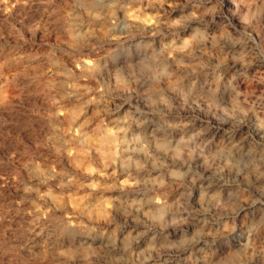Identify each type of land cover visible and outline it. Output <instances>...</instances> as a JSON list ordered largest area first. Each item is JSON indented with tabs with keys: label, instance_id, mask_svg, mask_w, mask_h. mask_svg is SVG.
<instances>
[{
	"label": "clouds",
	"instance_id": "clouds-1",
	"mask_svg": "<svg viewBox=\"0 0 264 264\" xmlns=\"http://www.w3.org/2000/svg\"><path fill=\"white\" fill-rule=\"evenodd\" d=\"M70 7L17 45L56 34L69 94L94 106L81 143L106 145L101 165L130 178L96 264H264V0ZM143 7L155 17L136 23Z\"/></svg>",
	"mask_w": 264,
	"mask_h": 264
},
{
	"label": "rangeland",
	"instance_id": "rangeland-1",
	"mask_svg": "<svg viewBox=\"0 0 264 264\" xmlns=\"http://www.w3.org/2000/svg\"><path fill=\"white\" fill-rule=\"evenodd\" d=\"M88 2L0 0V264H96L90 249L99 244L100 233L123 223L116 197L127 194L117 184L131 181L101 165L107 146L81 143L80 126L94 127V106L84 107L69 94L75 90L63 75L64 64L73 67L66 47L54 50L56 34L45 40L42 31L33 42L17 45L21 35L31 37L36 21L55 19L49 17L53 9L63 15ZM155 12L143 7L135 22ZM92 27L103 35L102 22ZM90 50L83 49L86 60H93Z\"/></svg>",
	"mask_w": 264,
	"mask_h": 264
},
{
	"label": "bare ground",
	"instance_id": "bare-ground-1",
	"mask_svg": "<svg viewBox=\"0 0 264 264\" xmlns=\"http://www.w3.org/2000/svg\"><path fill=\"white\" fill-rule=\"evenodd\" d=\"M106 146V145H105Z\"/></svg>",
	"mask_w": 264,
	"mask_h": 264
}]
</instances>
